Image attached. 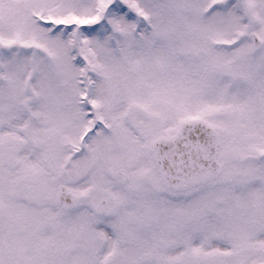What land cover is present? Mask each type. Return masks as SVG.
<instances>
[{
    "label": "snow or ice",
    "instance_id": "snow-or-ice-1",
    "mask_svg": "<svg viewBox=\"0 0 264 264\" xmlns=\"http://www.w3.org/2000/svg\"><path fill=\"white\" fill-rule=\"evenodd\" d=\"M0 264H264V0H0Z\"/></svg>",
    "mask_w": 264,
    "mask_h": 264
}]
</instances>
